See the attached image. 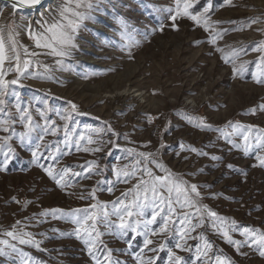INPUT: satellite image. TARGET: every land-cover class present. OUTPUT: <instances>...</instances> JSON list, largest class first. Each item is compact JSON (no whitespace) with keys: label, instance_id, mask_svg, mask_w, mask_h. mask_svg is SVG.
<instances>
[{"label":"rangeland","instance_id":"374dc122","mask_svg":"<svg viewBox=\"0 0 264 264\" xmlns=\"http://www.w3.org/2000/svg\"><path fill=\"white\" fill-rule=\"evenodd\" d=\"M60 2L50 1L23 21L20 14L13 17L14 11L0 3V28L3 29L6 54V26L13 19L16 24H28L33 17L39 19L41 12L47 15L48 10L55 9ZM205 2L200 0L197 10L202 9ZM112 3L116 6L105 7L103 14L93 13L95 23L86 21L87 29L78 34L79 50L65 60V64L72 65L67 71L56 64L57 57L47 55L50 50L36 48L27 31L19 30L16 37L18 43L28 47L29 51H36L38 55L24 57L31 61L26 70L29 73L27 77H22L16 85L0 89V100L4 101L0 105V126H4V121H8L10 126L9 133L0 130V137L13 136L8 141L0 140V160L8 151L5 144L15 149L14 158L8 163L6 171H0V239L9 240L28 255L21 256L6 245H0L7 253L0 256V264H95L81 241L74 237L57 238L61 232L72 231L74 225L51 216L39 217L44 222L38 225L34 219L25 218H32L45 210L61 209L67 212L95 203L107 205V208L94 210L101 218L103 211H114L112 202L122 192L133 188L139 173L125 183L117 181L112 169L125 165L130 169L138 159L135 155L138 152L156 154L171 172L181 175L189 183L200 185L201 202L224 218L223 227L233 239L244 240L240 232L245 227L264 231V168L252 166L257 163L255 151L244 155L242 136L231 135L241 149L229 151L231 145L220 132L214 130L220 128L231 134L232 129L226 127L229 122L253 125L254 129L249 135L255 138L264 129V112L259 110V105L264 104V84L256 83V79L264 78V54L252 51L256 44L264 42V0H232V6L224 5L222 0H214L215 10L210 19L218 22L215 25L218 29H231L217 40L221 51H216L208 43L209 33L187 17L180 16L176 21L171 19L176 12V0H112ZM114 14L126 17L133 46L125 47L130 41L121 39L119 28L112 20ZM250 17H259L261 23L241 29V25ZM174 23L178 25V31L174 30ZM241 48L245 51L233 56V51ZM20 51L23 54L22 48ZM222 56L234 61V64L225 63ZM241 64L244 65L243 71L233 76V66L239 68ZM8 65L9 61L6 60L5 69ZM15 75L14 71L8 72L5 79H14ZM45 99L49 102L47 108L43 104ZM67 101L74 102L79 112L85 115L73 114L67 122L73 140L65 145V122L57 113L68 109ZM17 103L21 107L31 104L33 123L40 126L31 133L29 143L33 146L36 143L51 145L49 150L41 148L44 159L40 163L45 167L52 163L48 158L49 151L59 155L56 167L69 168L66 177L69 186H56L42 168L30 163V150L21 146L20 134L27 130L24 128L26 121L21 122L16 111ZM38 109L43 110L44 116L58 126L57 134L45 135L43 142L39 141L38 134H43L41 129L45 121ZM253 109H256L254 115ZM200 120L213 130L195 127ZM109 125L119 134L118 137L107 132ZM80 136L84 139L80 141L81 150L77 151L76 140ZM89 136L95 143H88ZM109 141H115L117 147L112 148ZM161 142L166 145L162 150L159 148ZM101 143L103 151L91 153L82 150ZM191 148L207 152L209 156H199L191 152ZM124 149H132L133 153ZM211 155L221 159L213 161ZM90 161H95L102 171L93 172L90 178L85 179L82 166ZM228 164L233 165V169H228ZM149 166L155 174H163L154 166ZM75 172H82V175L74 176ZM110 181L114 182L111 193L107 191ZM94 189L95 200L88 196ZM212 193L219 195L213 198ZM82 195L88 196V199H81ZM135 195V192L130 193L126 203L132 201ZM143 195L141 192V199ZM13 197L21 203H30L22 209L21 204L13 201ZM176 207L180 213L187 211ZM152 210L151 207L144 209V219L151 218ZM164 215L167 213L157 217L151 227L158 229ZM17 220L22 224L16 230L33 233L37 241H42L40 248L43 250L27 244L20 245L3 235L5 231L12 230L11 226ZM110 220L118 223L116 216H111ZM173 221H176L175 216ZM216 224L221 226L219 221ZM179 227L177 221L167 235L151 237L157 244L163 242L166 245L164 252L156 253L158 259L155 264H166L167 249L177 251L183 257L184 264H193L196 246L202 248L204 239L214 245L216 255L227 257L233 264H264V257L255 247L245 246L242 251L246 256L237 253L211 226L206 216L204 226L191 232L192 237L202 238L187 239L190 246L188 251L177 250L175 244L179 236L176 230ZM97 230L103 233L100 239L108 248L121 249L125 253L114 252V258L126 264H136L133 255L143 248L142 237H137L129 248L125 240L132 238L131 233L117 238L109 234V229L102 222L97 223ZM104 250L103 245L99 251L94 249L102 264ZM152 255L145 251L146 257Z\"/></svg>","mask_w":264,"mask_h":264},{"label":"snow or ice","instance_id":"6c2138e0","mask_svg":"<svg viewBox=\"0 0 264 264\" xmlns=\"http://www.w3.org/2000/svg\"><path fill=\"white\" fill-rule=\"evenodd\" d=\"M11 8L14 10L13 17L16 14H20L21 20L28 18L30 13L39 11L43 7V0H8ZM224 5L232 6V0H222ZM200 4V0H176V12L171 16L173 21H176L178 17H187L196 26L203 29L204 32L209 33L208 43L213 45L216 51H221L217 46V40L222 38L231 29H218L215 25L218 22H213L210 19L211 13L215 10L214 0H206L205 5L202 9L197 10V6ZM39 6V8H38ZM116 5L112 3V0H61L57 4L55 9H49L48 14L45 15L43 12L40 13V18L36 19L33 17L28 24H16L14 19L13 22L9 23L6 27L8 29V52L6 54L5 40L3 39L2 32L3 29L0 28V89H6L9 85H16L20 83L22 77H27L29 73L26 71L29 68L31 61L24 57H36L38 53L36 51H29V48L18 43L16 37L19 35V30H26L29 38L34 41L36 48H43L50 50L47 55L57 57L56 64L61 67L62 70L67 71L72 68L71 64H65L66 59H70L73 56V52L79 50V45L77 44L78 34L81 31L87 29L86 21L96 22V16L93 13L103 14L105 7H115ZM113 22L119 28V35L123 40H129L130 43L126 44L125 47L133 46L130 40V33L128 31L130 25L126 17L118 14H114L112 17ZM231 23V22H230ZM261 23L259 17H250L242 25L241 29L244 27L250 28L253 24ZM174 30H179L177 24H173ZM237 29V30H241ZM199 43V41H197ZM23 49V54H21L20 49ZM245 51L244 48L233 51V56L239 54V52ZM252 51L264 54V42L256 44ZM130 55V53H129ZM225 63L234 61H229L227 57H221ZM9 61L7 69H5V61ZM15 63H11L12 61ZM47 67V66H45ZM244 65L241 64L239 68L233 66L232 72L233 76H237L243 71ZM15 72V78L11 80L5 79L8 72ZM38 78H50V77H38ZM86 78V77H85ZM254 79H256L254 77ZM256 83L264 84V78L256 79ZM18 95V94H17ZM4 101L0 100V105H3ZM45 108L48 107V100H43ZM68 109L63 113H57L64 124V137L65 145L72 142L73 137L70 136V130L68 121L72 119L73 114L85 115V113L79 112L78 106L72 102L67 101ZM30 107H21L19 103L16 105V111L19 115L20 121L25 122L24 128L27 130L20 134L21 146L30 150L31 160L30 163L36 165L43 169L46 175L51 178L55 185L58 187L69 186L66 181V177L69 174L68 167L57 168L56 165L59 164L60 156L52 154L49 151V159L52 161L47 167L41 164L40 161L44 159V153L41 152V148L49 150L51 145H46L42 143H36L33 146L29 143L31 138V133L35 131L40 126L33 123V117L30 113ZM259 110L264 112V104L259 105ZM39 114L44 118V127L41 129L43 134H38L39 141L43 142L45 135L51 134L55 136L58 132V126L55 122L50 121L46 116H44V111L39 110ZM256 109L252 110L254 115ZM14 122V121H13ZM191 122V121H190ZM151 123V120H149ZM4 126H0V130L4 133L10 132V126H8V121L3 122ZM195 127L204 130H213L211 126L206 124L203 120L197 122ZM232 129V133H226L223 129H214L220 132L223 138L227 141L232 149H241V145L237 144L231 139V135H240L243 140V152L247 156L251 151H255L256 164L253 167L264 168V129H261L259 135L255 138L250 137V133L253 131V125H242V124H232L231 122L226 125ZM101 131H104L103 129ZM107 132L111 133L113 136H119L118 133L114 132L112 127L109 125L107 127ZM13 136L0 137V140L8 141L12 139ZM84 139L83 136L76 140L77 151L81 150L80 141ZM88 143L93 144L95 141L89 136ZM111 147H117L115 141H109ZM8 151L3 154V159L0 160V171H6L7 165L15 155V149L8 146ZM166 145L161 142L159 148L162 150ZM181 149L184 146L180 145ZM85 152L96 153L103 151L102 143L93 148H83ZM191 152L196 153L199 156H209V153L204 151H198L196 148L189 149ZM2 151V149H0ZM57 148V152H59ZM125 152L130 154L133 153L132 149H124ZM67 154V153H63ZM179 155L180 153H176ZM138 157L135 163L131 165L129 169L127 165L123 168H113L112 171L116 175L117 181L127 183L129 179L136 177L139 173L137 183L133 185L132 189L122 192L120 197H117L115 201L112 202V208L114 211L108 212L103 211L102 218L99 217L94 210L107 208V205H101L99 203L89 204L87 207L71 209L67 212L61 209H50L34 214L32 218H25V220L34 219L36 224L43 223L39 217L51 216L53 219H62L66 222L74 225L75 227L70 232H61L57 238H75L81 241L85 246L87 255L91 258L95 264H102L100 258L95 254L96 251L100 250V246L103 245L104 252L103 264H126L118 258H114V252H119L121 255L125 253L121 249H111L108 248L106 244L100 239L103 235L97 230V223L102 222L109 229V234L116 235L117 238H123L132 234L131 239L125 240V243L129 248L133 241L137 237L143 238V248L139 253L133 255V259L136 264H155L158 259L156 253L164 252L166 250V245L163 242L157 244V242L151 237H156L160 234L167 235L172 227L175 226V222L178 221L180 227L176 230V235L179 236V240L175 244V249L180 251H188L190 246L187 244V239L189 238H202V237H192L191 232H194L196 228L204 226L205 216L211 222V226L216 229L218 233L222 236L223 240L231 245L237 253L242 256L247 254L242 251V249L247 246L249 248L255 247L259 252L261 257H264V231L258 229L245 227L241 230L240 235L244 236V240L233 239L229 234V231L223 227L224 218L219 216L217 212L211 210L206 204L201 201L203 199L202 193L200 191L201 186L197 183H189L181 175L174 174L171 172L152 152H138L135 153ZM187 159V157H184ZM213 161H219L221 157L216 155H211L210 157ZM154 166L158 169L161 174H155L152 167ZM228 169H233V165L228 164L226 166ZM102 169L99 168L95 161H90L86 165L82 166V172L84 178H90L93 172H101ZM203 172V169L200 170ZM242 175H246L241 170L237 169ZM82 172L73 173L74 176H81ZM145 177H147L145 179ZM99 183V182H98ZM109 187L107 191L109 193L113 192L114 182H108ZM208 187H211L210 185ZM135 192L136 195L134 199L126 203V199L130 193ZM143 192V198L141 199L140 193ZM150 194V195H149ZM218 193H212L211 196L215 198ZM91 199H96V190L94 189L88 194ZM88 196H81V199H88ZM13 201L21 204V208L27 207L30 201H24L21 203L13 197ZM180 209H187L182 213L177 211V207ZM151 207L152 213L150 219H144V209ZM159 209V210H157ZM166 212L167 215L162 216L163 223L158 228H152L157 221V217H161V214ZM111 216L118 217V223H114L110 220ZM173 216L176 217V221H173ZM131 218V219H130ZM193 220H196L193 223ZM219 221L221 226H217L216 222ZM91 222V224H89ZM22 224V221L17 220L14 225L11 226L12 230H7L3 233L4 236L11 238L13 241H17L20 245H30L37 248V250H43L40 248L42 241H37L34 238L33 233L28 231H17L16 229ZM28 225L26 224L25 227ZM58 231V230H53ZM43 235V234H41ZM0 245H6L11 249L12 252L19 253L21 256H27V253L21 252L20 249L15 245L9 243L7 239H0ZM214 245L204 239L203 247L196 246L195 259L193 264H233V261L224 257L222 255H216L213 251ZM145 251L153 253L152 256H145ZM212 255H209V253ZM6 251L0 248V256L6 255ZM166 264H184L183 257L177 254V251L172 249H167V261Z\"/></svg>","mask_w":264,"mask_h":264},{"label":"water","instance_id":"95a60500","mask_svg":"<svg viewBox=\"0 0 264 264\" xmlns=\"http://www.w3.org/2000/svg\"><path fill=\"white\" fill-rule=\"evenodd\" d=\"M50 1H52V0H43V6L46 5V4H48ZM0 3H4V4H6V5L10 8L11 11H14V10L11 8V6H10L8 0H0ZM38 8H39V6H38Z\"/></svg>","mask_w":264,"mask_h":264}]
</instances>
